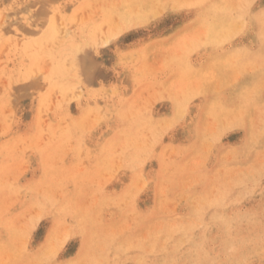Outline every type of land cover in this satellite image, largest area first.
<instances>
[{
    "label": "rangeland",
    "instance_id": "rangeland-1",
    "mask_svg": "<svg viewBox=\"0 0 264 264\" xmlns=\"http://www.w3.org/2000/svg\"><path fill=\"white\" fill-rule=\"evenodd\" d=\"M0 264H264V0H0Z\"/></svg>",
    "mask_w": 264,
    "mask_h": 264
},
{
    "label": "bare ground",
    "instance_id": "bare-ground-1",
    "mask_svg": "<svg viewBox=\"0 0 264 264\" xmlns=\"http://www.w3.org/2000/svg\"><path fill=\"white\" fill-rule=\"evenodd\" d=\"M204 1V0H203ZM174 3V2H173ZM166 4V3H165ZM164 4V5H165ZM244 4V3H243ZM123 10V9H122ZM136 10V9H135ZM132 15V14H131ZM122 18V17H121ZM136 20V19H135ZM141 21V20H140ZM238 21H240V20H238ZM234 22V21H233ZM94 27H95V25H94ZM234 27H237V26H234ZM241 27V26H240ZM95 29V28H94ZM94 29H93V31H94ZM231 30V29H230ZM239 30V29H238ZM91 31V30H90ZM230 32V31H229ZM229 35V34H228ZM231 35H234V34H231ZM79 36V35H78ZM220 36V35H219ZM226 37V36H225ZM224 37V38H225ZM227 37H229V36H227ZM218 42V41H217ZM222 42V41H221ZM217 44V43H216ZM217 49V48H216ZM142 52V51H141ZM84 58V57H83ZM83 70V69H82ZM87 71V70H86Z\"/></svg>",
    "mask_w": 264,
    "mask_h": 264
}]
</instances>
